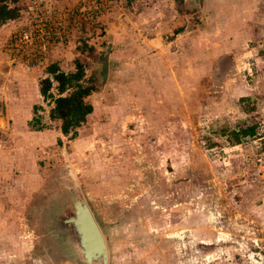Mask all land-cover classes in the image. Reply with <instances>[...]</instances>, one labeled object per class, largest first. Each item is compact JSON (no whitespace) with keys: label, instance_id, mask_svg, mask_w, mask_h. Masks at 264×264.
<instances>
[{"label":"rangeland","instance_id":"374dc122","mask_svg":"<svg viewBox=\"0 0 264 264\" xmlns=\"http://www.w3.org/2000/svg\"><path fill=\"white\" fill-rule=\"evenodd\" d=\"M32 1L0 41V264H72L49 218L74 187L108 264H264V0ZM110 39L93 113L64 136L39 83L77 63L97 82Z\"/></svg>","mask_w":264,"mask_h":264},{"label":"water","instance_id":"95a60500","mask_svg":"<svg viewBox=\"0 0 264 264\" xmlns=\"http://www.w3.org/2000/svg\"><path fill=\"white\" fill-rule=\"evenodd\" d=\"M203 11L204 0H190ZM112 40L97 54L95 87L101 91L109 75V55ZM1 100H4L2 94ZM3 117L6 110L1 109ZM7 117V116H6ZM51 236L68 251L67 261L72 264H108V251L103 235L77 187L70 189V197L63 207L52 210L49 218Z\"/></svg>","mask_w":264,"mask_h":264},{"label":"trees","instance_id":"16d2710c","mask_svg":"<svg viewBox=\"0 0 264 264\" xmlns=\"http://www.w3.org/2000/svg\"><path fill=\"white\" fill-rule=\"evenodd\" d=\"M18 0H0V28L8 22L19 18ZM77 71L73 74L63 73L57 65L47 69L48 78L39 83V93L44 102L53 105L50 111V120H58L61 123L60 132L64 136L75 135L76 130L86 122L88 116L93 113V106L87 102L96 87L92 81H85V71L80 63L76 65ZM56 85V96L51 93ZM35 110L37 108H34ZM38 120L33 119L29 127L34 130V124ZM236 142L241 139L255 137V130L241 129L234 133Z\"/></svg>","mask_w":264,"mask_h":264},{"label":"crops","instance_id":"0c3cea01","mask_svg":"<svg viewBox=\"0 0 264 264\" xmlns=\"http://www.w3.org/2000/svg\"><path fill=\"white\" fill-rule=\"evenodd\" d=\"M63 0H60V1H56V2H54V3H52V4H47V6H49V5H53V6H55V5H57L58 7L59 6H61V4H63V2H62ZM146 1V0H145ZM184 3H190V0H182ZM177 2H179V1H176V0H171V2H170V4H169V6L170 5H172V6H174ZM31 3V2H30ZM144 3V0H136V2H135V5L138 7V5H142ZM205 4H206V0H204V9H206L205 8ZM19 7V6H18ZM30 7V6H29ZM175 9H177V6H175ZM163 15H165V17L166 18H163L162 20H164V19H167V16H166V13H164ZM20 20V19H19ZM17 24V21L15 20V21H11V22H8L6 25H4V26H2L1 28H0V41L1 40H3L2 38H3V34L4 33H8V35H10L12 32H11V30L15 27V25ZM7 89L8 88H10V85H8L7 84ZM20 94H21V96H22V99H23V97L24 96H26L27 98H26V101L28 102V101H31V105L33 106V105H38L39 104V102H35V97H34V94H27L25 91H22V92H20ZM38 96H39V98H41V99H43L42 97H41V95H40V93H39V90H38ZM3 96H4V100H6V101H8V100H10L11 99V97H10V95L9 94H3ZM17 100V99H16ZM12 111L11 110H6V114H7V118H9V117H11L12 115L14 116V114H13V112L11 113ZM19 115H21V114H19ZM27 121H29L30 120V118H28L27 117V119H26ZM25 120V122H27Z\"/></svg>","mask_w":264,"mask_h":264},{"label":"built area","instance_id":"2783aa9c","mask_svg":"<svg viewBox=\"0 0 264 264\" xmlns=\"http://www.w3.org/2000/svg\"><path fill=\"white\" fill-rule=\"evenodd\" d=\"M49 0H33L32 1V4L34 6H39L41 5L42 3H47V4H52L54 2H56L57 0H50L51 2L49 3L48 2ZM20 38L22 40V42H25V43H32V33L29 32V31H23L20 35Z\"/></svg>","mask_w":264,"mask_h":264},{"label":"flooded vegetation","instance_id":"af4514ba","mask_svg":"<svg viewBox=\"0 0 264 264\" xmlns=\"http://www.w3.org/2000/svg\"><path fill=\"white\" fill-rule=\"evenodd\" d=\"M83 80H85L87 82L91 81V80L86 79V76L83 78Z\"/></svg>","mask_w":264,"mask_h":264},{"label":"bare ground","instance_id":"6f19581e","mask_svg":"<svg viewBox=\"0 0 264 264\" xmlns=\"http://www.w3.org/2000/svg\"><path fill=\"white\" fill-rule=\"evenodd\" d=\"M263 261V260H262Z\"/></svg>","mask_w":264,"mask_h":264}]
</instances>
